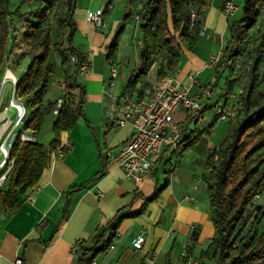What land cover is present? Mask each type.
<instances>
[{"label":"crops","instance_id":"obj_1","mask_svg":"<svg viewBox=\"0 0 264 264\" xmlns=\"http://www.w3.org/2000/svg\"><path fill=\"white\" fill-rule=\"evenodd\" d=\"M207 1L202 36L193 50L183 46V60L173 73L201 100L205 99L203 89L213 78V70L207 68V63L229 41L228 18L221 10L223 2ZM76 3L74 17L78 30L74 47L91 65V71L78 78L87 92L84 113L70 131L62 133L61 144L70 142L72 148L43 173L39 186L30 192L33 201L26 200L15 214L6 216L0 199V264H14L19 256L24 264H79L80 256L75 247L92 249L97 229L107 225L119 213L129 217L122 222L113 248L100 254L96 264H166L169 253L171 264H180L192 245L194 233L198 235V242L191 258L193 264H200L199 256L207 249L215 232L202 177L208 170L210 152L219 146L213 141L220 143L226 135L218 141L215 130L221 120H228L220 119L214 123L212 119L211 125L214 123V126L210 132L197 131L194 125H190L182 148L172 154H168L167 148L163 149L154 171L146 175L140 185L111 160L106 174L97 179L102 169L101 154H114L135 132L130 123L117 128L109 122L110 95L127 94L133 99L140 98L142 85H153L158 81L160 64H154L157 66L155 75L150 77V72L138 90H127L139 73L142 49V36H137L138 24H125L130 4L127 0H76ZM101 11L106 27L98 29L89 20V14ZM121 27L122 40L129 28L134 27V42L120 43L116 59L111 62L106 57L107 49ZM58 62L61 67L59 58ZM55 67L57 72V62ZM113 68L117 69L115 78ZM222 73L227 79V68ZM58 75L60 78L52 79L48 87V91L54 87L57 96L49 101H56L66 86L64 72L61 70ZM192 75L196 76V81ZM220 87L221 80L213 89L206 111L212 108L213 97L219 99L221 96ZM224 100L232 102L229 96ZM53 117L50 129L55 121ZM176 120L184 122L185 113H177ZM195 137H198L195 143L187 147ZM85 185L86 189L74 194L70 217L57 230L69 192ZM161 187L159 196L146 205V200ZM144 208L146 210L140 216H130ZM138 236L145 237L141 250H136L132 244Z\"/></svg>","mask_w":264,"mask_h":264},{"label":"trees","instance_id":"obj_2","mask_svg":"<svg viewBox=\"0 0 264 264\" xmlns=\"http://www.w3.org/2000/svg\"><path fill=\"white\" fill-rule=\"evenodd\" d=\"M16 1L20 2L14 4ZM127 1L131 10L125 17V24H138L142 36L140 70L127 90H138L137 87L158 61V81L174 76L173 73L183 60V46L193 50L202 36V19L208 1ZM263 2L264 0H245L242 19L228 18L229 41L218 65L213 69V89L219 85L225 68L229 80L226 87L228 93L236 94L235 85L242 77H245V84L243 93L239 96L240 106L236 117L229 120L228 135L218 149L210 152L207 159L208 173L202 177L215 232L207 249L199 256L200 264L264 262V204L256 206L254 203L255 198L264 189ZM76 4V0H0V79L4 77L6 64L17 48V41L21 36L30 57V65L25 79L19 80L18 90L26 106L33 109L27 131L34 133L38 139L34 144L18 140L14 145V170L6 188L0 190L6 216L15 214L30 192L39 186L43 173L50 167L49 152L61 144L62 133L70 131L84 113L87 92L78 82V78L80 66L86 58L74 47L78 30L74 17ZM136 16L139 17L138 20ZM19 24L23 26L21 33ZM122 36L123 27L117 31L107 49V60L114 62L116 59ZM53 53L60 59L67 89L63 97L64 103L56 116L54 111L62 93L56 101L44 102L56 73V67L50 61ZM74 55L79 58L76 64L71 62ZM239 66L243 68L238 69ZM245 66L247 67L244 68ZM210 84L211 80L206 86ZM147 85L141 86V97ZM51 115L55 116L52 126L53 138L45 145L39 141V135ZM218 120L216 117L214 123ZM197 138H193L187 147L192 146ZM101 155L102 169L96 176L97 179L106 174L110 161L108 152ZM86 188L87 185L69 192L57 230L70 217L74 194ZM162 189L163 187L157 189L155 194L146 200V205L154 201ZM145 210L146 208L130 216H140ZM127 217L129 216L119 213L107 225L98 228L92 249L80 246L77 251L80 256L79 264H92L100 254L107 252ZM191 240L192 245L187 249L180 264H188L198 242V235L194 233ZM166 264H171L170 253Z\"/></svg>","mask_w":264,"mask_h":264},{"label":"built area","instance_id":"obj_3","mask_svg":"<svg viewBox=\"0 0 264 264\" xmlns=\"http://www.w3.org/2000/svg\"><path fill=\"white\" fill-rule=\"evenodd\" d=\"M221 1L223 2L221 10L224 15L227 18L234 17L239 10L237 0ZM192 17L194 18L195 14ZM135 18L139 19L138 16ZM89 20L98 29L106 27L102 11L91 12ZM224 48L222 47L218 53L211 56L207 68L213 70L218 65L220 58L223 56ZM71 62L78 63V56H72ZM241 68L243 67L239 66L238 69ZM90 71L91 65L85 60L80 66V74H87ZM112 74L115 78L117 69L113 68ZM192 77L196 81V76L192 75ZM1 82L3 83L2 89L7 82L12 84L9 106L5 107L3 112H0V188H4L15 166V158L12 155L15 143L20 140L23 143L34 144L38 142V139L34 133L31 134L27 131L26 127L30 122L31 115L28 113L23 98L19 95V79L13 72L9 62L6 64ZM214 84L215 78H212L211 84L203 89L204 100H201L197 95H193L192 88L178 81L175 76H168L162 81H156L153 85H147L143 97L138 99H133L127 94L118 97L110 95L112 104L107 114L109 122L117 128H122L130 123L135 129L129 141L114 154L109 153L111 162L123 169L127 177L134 179L136 184L140 185L144 177L154 171L163 154V149L167 148L168 154H172L182 148L190 125H194L198 129L197 131H212L213 125L209 126L206 122L205 110L212 98ZM111 85L113 86L114 82ZM66 93L67 89L64 86L62 97L58 99L57 109L54 111L55 116L64 103L63 97ZM242 93L243 88L239 90L238 97ZM230 96L233 98L236 95L230 94ZM11 109L16 111L15 120L8 115V111ZM179 112L185 113L184 122L176 120V114ZM236 113L235 111H228L221 103L216 105V115L219 119L234 120ZM71 148L72 143L68 142L51 150L49 152L50 165L62 159ZM33 198L34 196L29 194L27 201L32 202ZM144 242L145 237L138 236L132 244L136 250H141ZM78 250L79 247L76 246L75 251ZM188 263L193 264L192 258L189 259ZM14 264H24L22 257H17ZM92 264H96V262L94 261Z\"/></svg>","mask_w":264,"mask_h":264},{"label":"rangeland","instance_id":"obj_4","mask_svg":"<svg viewBox=\"0 0 264 264\" xmlns=\"http://www.w3.org/2000/svg\"><path fill=\"white\" fill-rule=\"evenodd\" d=\"M244 1L245 0H238L237 1V5L239 6V10L238 12L236 13V15L233 17V20H236V19H242L243 17V13H242V9H243V6H244ZM20 1H16L14 2V4H18ZM28 10V8H26V11ZM19 27V33H21V31L23 30V26L21 24L18 25ZM133 29L134 27H130L128 32H127V36L124 37V39L120 40V43L121 45H124L125 43L129 42L130 44L132 43L133 41ZM140 30L138 31V35H140ZM136 39V38H135ZM134 39V40H135ZM122 41V42H121ZM18 45H17V48L12 52V55L9 59V63H13V65L11 66L15 75L18 77V79L20 81H23L26 77V72L29 68V65H30V57L28 56V53H27V48L25 47V45L23 44V41H22V37L19 36L18 38ZM134 42V41H133ZM119 43V44H120ZM228 43H225L223 47H226ZM50 61L55 65V62H57V74H55L54 76V79H58L60 78V76L58 75V72L61 71V68H60V64L58 62V56L56 54L53 53L52 56H50ZM20 59V60H19ZM19 60V61H18ZM160 63L159 61L157 62V64ZM157 69V66L155 65L153 70L151 71L150 73V77H153L156 73V70ZM244 76V75H243ZM245 77H242L241 80L235 85L236 88L234 89V93H236L235 95L236 96H230L231 93H228L227 90L225 89L227 84L229 83V80L226 79L225 77H222L221 78V87H220V92H221V96H219V99H217L215 96L213 97L212 99V108L211 109H208L207 111L205 110V117L207 119V123L209 126H211L212 121H214V118L217 117L216 115V105L218 103H221L223 104V106L228 110V111H235V113L237 112V109L239 107V97H238V92L241 88H243L244 84H245ZM2 80V77L0 79V95H1V99H0V112H3L4 108L5 107H8L9 106V100H10V96H11V91H12V84L11 82H7L5 87L2 89V86H3V83L1 82ZM53 86V85H52ZM225 87V88H223ZM217 88V87H216ZM48 93L46 94V96L44 97V102H47L49 100H53V98L55 96H57V90H55L54 87H52L49 91H47ZM213 92V90H212ZM220 95V94H219ZM229 96V99L232 100V102H228L224 100L225 97ZM211 101V100H210ZM210 101L208 102V105L210 106ZM48 103V102H47ZM233 103V104H232ZM206 106V107H209V106ZM27 110H28V113L30 115L33 114V109L30 107V106H27ZM16 111L14 109H11L8 111V115L13 119L15 120V113ZM216 115V117H215ZM53 115L49 116L46 120V123H45V126L44 128L42 129V132L41 134L39 135V141L42 143V144H45V145H48L50 143V141L52 140L53 138V132H52V128L50 129V125L52 123V120H53ZM220 120V119H219ZM218 122V121H217ZM216 122V123H217ZM221 122V123H220ZM219 123V126L217 127V129L215 130V135L218 137L217 140L219 141L221 136L222 138L224 137V134L226 133L225 135V138L220 142V143H216V141L214 140V144L218 145L219 146L224 142V140L226 139L227 135H228V129H229V121H226V120H221ZM214 126V125H213ZM217 141V142H218ZM218 146V147H219ZM1 154V153H0ZM203 167H204V164H203ZM208 173V170L205 172V174ZM204 175V174H203ZM204 183V182H203ZM8 184V183H7ZM7 184L5 185V188L7 186ZM203 186V185H202ZM1 190V188H0ZM254 203L256 206L258 205H263L264 204V189L262 190V192L258 195V197L255 198L254 200Z\"/></svg>","mask_w":264,"mask_h":264},{"label":"bare ground","instance_id":"obj_5","mask_svg":"<svg viewBox=\"0 0 264 264\" xmlns=\"http://www.w3.org/2000/svg\"><path fill=\"white\" fill-rule=\"evenodd\" d=\"M9 75H10V76H12V74H11V73H9Z\"/></svg>","mask_w":264,"mask_h":264}]
</instances>
